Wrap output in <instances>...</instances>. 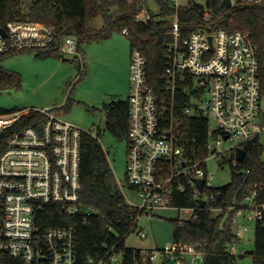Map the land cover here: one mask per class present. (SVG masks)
Segmentation results:
<instances>
[{"label":"built area","instance_id":"obj_1","mask_svg":"<svg viewBox=\"0 0 264 264\" xmlns=\"http://www.w3.org/2000/svg\"><path fill=\"white\" fill-rule=\"evenodd\" d=\"M170 2L176 8L182 4L181 0ZM231 3L264 5V0ZM136 19L141 20L139 16ZM172 25L174 37L167 45L166 67L158 75L157 88L147 78L145 53L135 47L130 54L126 183L139 201L125 199L134 232L141 238L147 235L139 227L140 219L152 220L156 211L173 207L174 186L185 190L181 176H189L197 199L214 201V195L203 194L206 188L214 187L207 161L216 158L221 165L228 152L254 143L264 130L260 47L251 34L214 26L208 10L203 13L202 26L186 37L180 32L177 14ZM0 28L5 30V34L0 30V54L44 51L57 42L62 58L75 54L83 67L84 55L75 35L58 37L55 26L40 21L12 20ZM122 32L127 35L129 30ZM54 108L0 109V136L27 114L38 112L45 118L40 127L28 125L12 132L0 154V264H121L122 252L116 243L96 245L94 252L83 258L74 225L43 222L47 213L58 207L70 216L79 214L84 225L92 223L96 212L95 207L83 210L79 205L83 130L62 119ZM180 115L208 121L206 156L194 159L187 155L179 134ZM238 163L235 154L232 166ZM193 178L205 179L203 191ZM119 185L123 191V184ZM257 197L258 192L253 191L245 198L246 209L253 211L249 219L256 222L264 216V201ZM197 208L204 207L198 204ZM190 209L189 219L196 218V208ZM211 211L217 215L220 209ZM183 221L180 219L181 224ZM235 222L236 218L233 233L240 239L250 228L236 230ZM236 243L228 244L227 252L244 254ZM142 252L155 264H164L166 259L174 264H198L197 259L199 264L204 262L198 246L181 242Z\"/></svg>","mask_w":264,"mask_h":264},{"label":"trees","instance_id":"obj_2","mask_svg":"<svg viewBox=\"0 0 264 264\" xmlns=\"http://www.w3.org/2000/svg\"><path fill=\"white\" fill-rule=\"evenodd\" d=\"M156 1L159 4V13L150 14L146 20H137L136 17L144 9V0H34L26 12L21 9L22 0H0V27L12 20L44 22L56 27L58 37L65 34L77 36L81 51L84 42L107 37L115 30L122 32L127 28L131 50L137 47L145 53L148 58L147 78L157 88L160 84L158 75L166 67V48L174 37V15H178L180 32L182 37H186L202 26L203 13L208 10L212 14L214 26L225 27L230 31L249 32L259 44L264 93V5L239 3L225 8L222 6L224 0H206L205 5L187 0L184 6L176 8L170 0ZM98 19L102 25L95 27L94 22ZM22 52L28 51L0 54V89L21 86L20 76L3 68L1 62L8 56ZM33 52L36 57H62L57 42L44 51ZM103 110L106 114L105 129L119 139L127 138L128 99L105 103ZM44 120V115L38 112L22 117L0 136V154L12 132L28 125L40 127ZM179 126V134L187 155L194 159L206 156L208 121L180 115ZM80 145L79 205L83 210L95 207L92 223L82 224L79 214L70 216L62 207L49 211L43 222L47 225H74L79 231V252L83 258L92 254L96 245L106 242L109 246L116 243L121 249V264H155L148 254L142 252L145 249L126 246V238L134 233V222L130 219L131 212L125 196L98 138L83 131ZM243 147L245 158L237 166H232L235 153L230 151L224 156L221 166H230L231 179L227 184L203 191V194L215 196V200H208L204 208H197V198L189 176H181L179 179L185 186L184 191L176 189L175 186L173 188L171 205L177 208H196L197 215L182 224L180 218L170 219L173 224V242L198 246L204 253L202 264H240V260L246 255L231 254L226 248L228 244L240 240L233 233L232 221L237 211L246 209V196L257 191L256 199L264 201V145L257 137L254 143L248 142ZM215 208L220 209L217 215L211 211ZM250 254L252 264H264V216L256 224L255 248ZM164 264L174 263L166 259Z\"/></svg>","mask_w":264,"mask_h":264},{"label":"rangeland","instance_id":"obj_3","mask_svg":"<svg viewBox=\"0 0 264 264\" xmlns=\"http://www.w3.org/2000/svg\"><path fill=\"white\" fill-rule=\"evenodd\" d=\"M34 0H22L23 12L29 10ZM205 5L206 0H193ZM144 9L140 12L141 20L150 14H158L159 4L156 0H144ZM185 5L187 0H181ZM102 25L101 20L94 22L95 27ZM84 64L81 69L75 54L65 57L48 55L36 57L35 52H22L5 58L3 68L17 73L21 78V86H10L0 89V109L10 110L34 106L37 108H54L60 117L70 121L81 130L98 138L103 151L113 170L117 183L123 184L126 199L138 202L134 189L126 183V163L128 139H119L105 129V111L103 104L127 99L130 92V75L124 69L125 55L130 62V40L126 34L113 31L111 35L100 39H92L82 44ZM104 102V103H103ZM65 105V106H64ZM64 106V107H61ZM264 112V93L261 99ZM264 124V121H263ZM264 145V130L260 134ZM208 173H213L210 183L214 187L227 184L231 179L230 166L222 167L216 158L207 161ZM120 186V185H119ZM121 188V187H120ZM193 210L169 207L156 211L152 220L142 217L139 227L146 232L141 238L137 232L126 238V246L138 249H161L173 243V224L170 219L187 220ZM253 214L250 209H242L236 214L234 229L243 226L250 228L236 243L240 252L246 255L240 264H252V252L255 248L256 220L249 219ZM196 263H200L197 259Z\"/></svg>","mask_w":264,"mask_h":264},{"label":"water","instance_id":"obj_4","mask_svg":"<svg viewBox=\"0 0 264 264\" xmlns=\"http://www.w3.org/2000/svg\"><path fill=\"white\" fill-rule=\"evenodd\" d=\"M222 6L225 8H230L232 6L231 0H224L222 2ZM0 30L2 31V33L5 34V30L3 28H0ZM235 154H236V158L239 162H242L245 158V149L241 148V147H237L235 149ZM193 181L195 182L197 188L200 191H203L204 189V184H205V179L203 178H193ZM197 203L199 204V206L204 207L206 204V200L203 198H198L197 199Z\"/></svg>","mask_w":264,"mask_h":264},{"label":"crops","instance_id":"obj_5","mask_svg":"<svg viewBox=\"0 0 264 264\" xmlns=\"http://www.w3.org/2000/svg\"><path fill=\"white\" fill-rule=\"evenodd\" d=\"M130 52H131V47H130ZM76 60V59H75ZM124 69L126 71V76L129 74L130 75V62L128 63V57L125 55V60H124ZM128 99V97H127ZM104 103V102H103ZM104 105V104H103ZM103 109V106H102ZM104 111V110H103ZM105 120H106V114H105Z\"/></svg>","mask_w":264,"mask_h":264}]
</instances>
